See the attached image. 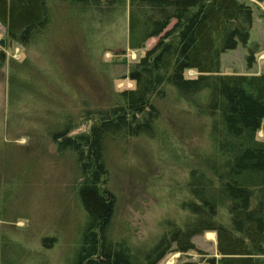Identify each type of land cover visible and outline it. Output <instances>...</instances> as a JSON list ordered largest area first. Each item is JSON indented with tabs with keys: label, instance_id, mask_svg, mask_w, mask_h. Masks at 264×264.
I'll use <instances>...</instances> for the list:
<instances>
[{
	"label": "trees",
	"instance_id": "obj_1",
	"mask_svg": "<svg viewBox=\"0 0 264 264\" xmlns=\"http://www.w3.org/2000/svg\"><path fill=\"white\" fill-rule=\"evenodd\" d=\"M118 19L124 22L125 48L138 50L157 38L127 70L125 76L133 87L113 91L102 107L84 99L75 114L60 113L44 130L59 154L72 155L76 167L74 193L84 217L68 264H157L170 252L193 250V237L207 232L216 238L217 257L207 258L209 264H264V139L257 137L264 132V73L220 70L223 52L238 43L248 44L252 25L248 3L0 0L5 44L14 42L49 63L40 68L38 56L12 60L8 90L15 83L22 89L25 81L38 82V75L48 81L54 78L57 65L48 52V41L59 22L72 24L85 42L94 30ZM255 52L249 48L248 66ZM6 59L0 48V70ZM190 70L196 75L185 76ZM166 86L174 87L181 100L208 120L212 150L200 157V168L189 172L190 198L180 205L187 216L180 222L165 220L166 229L157 242L142 249L111 234L114 197L105 186V151L111 140L156 136L159 111L153 97L163 96ZM87 122L85 131L75 132ZM55 244V237L44 236L37 248H30L0 232V264H50L47 251Z\"/></svg>",
	"mask_w": 264,
	"mask_h": 264
},
{
	"label": "rangeland",
	"instance_id": "obj_2",
	"mask_svg": "<svg viewBox=\"0 0 264 264\" xmlns=\"http://www.w3.org/2000/svg\"><path fill=\"white\" fill-rule=\"evenodd\" d=\"M243 1L252 9L249 41L221 54L222 73H264V0ZM62 13L58 12L60 18ZM125 33L124 22L118 19L94 30L84 42L72 24L59 22L48 41L57 65L54 78L48 81L38 75L40 81H25L22 89L15 83L8 90L10 62L27 56L35 59L38 53L14 42L0 47L7 58L0 70V232L30 248H37L44 236L55 237V246L47 251L50 264L69 263L84 213L74 193L73 157L59 154L44 130L60 113L75 114L84 99L102 107L113 91L133 87L127 70L157 38L130 50L124 47ZM4 37L0 24V38ZM249 48L256 51L250 66ZM37 61L40 68L49 65L40 55ZM195 75L185 72L187 77ZM164 90L163 96L153 97L159 111L156 136L111 140L105 151V186L114 197L111 234L142 249L157 242L166 229L165 220L180 222L187 216L180 205L190 198L189 172L200 168V157L212 150L208 120L181 100L174 87ZM89 123L80 124L75 132L85 131ZM257 137L264 139V132ZM208 233L193 237V250L170 252L157 264H209L207 258L217 255L215 233Z\"/></svg>",
	"mask_w": 264,
	"mask_h": 264
},
{
	"label": "water",
	"instance_id": "obj_3",
	"mask_svg": "<svg viewBox=\"0 0 264 264\" xmlns=\"http://www.w3.org/2000/svg\"><path fill=\"white\" fill-rule=\"evenodd\" d=\"M12 44V42L10 41L9 42V45H11ZM5 46V40H4V38H0V47H4Z\"/></svg>",
	"mask_w": 264,
	"mask_h": 264
},
{
	"label": "bare ground",
	"instance_id": "obj_4",
	"mask_svg": "<svg viewBox=\"0 0 264 264\" xmlns=\"http://www.w3.org/2000/svg\"><path fill=\"white\" fill-rule=\"evenodd\" d=\"M208 235H209V236H212V233L210 232V233H208Z\"/></svg>",
	"mask_w": 264,
	"mask_h": 264
}]
</instances>
